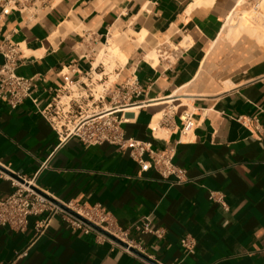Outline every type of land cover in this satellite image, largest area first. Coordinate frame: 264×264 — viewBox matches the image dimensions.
<instances>
[{
  "label": "crops",
  "instance_id": "1",
  "mask_svg": "<svg viewBox=\"0 0 264 264\" xmlns=\"http://www.w3.org/2000/svg\"><path fill=\"white\" fill-rule=\"evenodd\" d=\"M240 2L54 0L33 20L14 11L0 23V40L20 44L18 73L36 79L40 108L61 89L64 102L78 97L81 113L100 112L111 106L108 90L136 76L143 94L140 108L125 113V136L172 149L185 172L177 182L154 167L142 170L129 149L64 139L31 100L12 109L0 99V164L59 202L101 204L149 258L100 242L58 214L36 240L33 218L25 232L0 226V264H264V49L248 39L214 45ZM254 2L246 0L245 8ZM144 31L147 48L160 42L171 54L169 41L188 47L174 50L180 56L171 54L172 63L154 66L144 58L146 47L126 41L127 62L112 69L104 63L101 50L113 32L121 39ZM61 71L70 75L67 91ZM228 81L234 86L224 90ZM187 109L196 123L182 134ZM157 123L163 136L151 130ZM11 191L0 180V195ZM142 218L165 235L139 231ZM187 235L195 240L191 253L181 245ZM26 248L28 255L17 258Z\"/></svg>",
  "mask_w": 264,
  "mask_h": 264
},
{
  "label": "built area",
  "instance_id": "2",
  "mask_svg": "<svg viewBox=\"0 0 264 264\" xmlns=\"http://www.w3.org/2000/svg\"><path fill=\"white\" fill-rule=\"evenodd\" d=\"M54 0H0V23L12 12L16 11L33 20L39 14L53 7ZM255 3V2H254ZM160 58L168 63L171 57L168 51L161 45ZM164 54V56H163ZM172 56H176L175 51H171ZM0 99L5 101L12 109L17 108L25 100H31L37 106L40 114L50 122L53 129L60 137L68 139L78 137L80 141L87 145L110 143L120 149H129L130 156L141 166L142 170L154 167L163 178L174 176L177 182L185 180V172L177 166L172 149H157L152 141H142L133 137H126L122 124L128 120L125 117L126 109L137 105L136 99L143 94L142 86L136 76L129 78L124 83L109 89L110 107L106 112L81 113L83 106L78 101V97H71L66 102L59 96L61 89L57 90L52 100L43 108L38 106V85L34 77H25L18 73L21 62L20 44L11 41L8 37L0 40ZM180 56V55H179ZM179 56H176L177 58ZM65 84L61 87L68 90L70 75L60 72ZM75 110H79V117L73 122L70 115ZM181 132L188 134L195 128L193 113L188 109L180 115ZM152 132L155 130L151 128ZM10 182L12 191L6 195H0V226L9 227L17 232H25L31 218L34 219L33 230L34 240L42 236L51 220L56 215L71 225L72 228L84 233H96L100 242L109 241L115 246L128 252H132L130 247L138 248L133 239L130 238L129 230L118 225L112 214L101 204L86 205L77 201L60 202L75 211L82 218L96 224L109 232L114 237L128 244L127 247L117 243L108 235L98 231L80 217L64 209L55 198L47 192L41 190L31 179L23 177L21 174L11 171L0 164V180ZM212 199L222 202V196H210ZM136 228L143 233H151L161 238L165 235L163 228H152L148 218H142ZM181 245L187 252H193L195 240L187 235L181 239ZM28 255V248L17 255V258ZM171 264H179L177 262Z\"/></svg>",
  "mask_w": 264,
  "mask_h": 264
},
{
  "label": "bare ground",
  "instance_id": "3",
  "mask_svg": "<svg viewBox=\"0 0 264 264\" xmlns=\"http://www.w3.org/2000/svg\"><path fill=\"white\" fill-rule=\"evenodd\" d=\"M238 5L239 8L228 17L224 23V26H222V32L219 35L218 41L215 42L214 45H219V43L223 41V43L226 42L234 46L241 39H248L255 47H258L259 50L264 49V0H255V3L250 9L245 8L246 0H241L240 4ZM146 35L147 33L145 31L141 34L131 32L128 34L126 33L124 38L118 39L119 35L116 32H113V39L109 40L108 46L103 47L100 57L103 58L105 64H108V62L111 63V69L115 64H117V62L124 65L128 60L127 56L121 50L124 42L129 41L130 44L136 48L140 46L146 47ZM187 39L190 40L189 44L193 43L191 38ZM169 45L173 51H178L181 49V47H188L185 42H183L181 46H177L169 41ZM161 47L162 46L160 42H156L155 46L152 48L146 47L144 58L152 65L157 66L161 60ZM169 56L172 60H174L171 54H169ZM232 86H234V83L232 81H228L223 84V89L226 90ZM139 108L140 105L138 104L130 106L126 109V112H130V110H136ZM108 110L110 109L108 108L106 110L100 111L99 113L106 112ZM152 128L155 130L154 132L157 136L164 135L163 131L159 128L158 123L152 124Z\"/></svg>",
  "mask_w": 264,
  "mask_h": 264
},
{
  "label": "water",
  "instance_id": "4",
  "mask_svg": "<svg viewBox=\"0 0 264 264\" xmlns=\"http://www.w3.org/2000/svg\"><path fill=\"white\" fill-rule=\"evenodd\" d=\"M58 203H59L64 209H66L67 211H69V212L75 214L76 216L80 217L81 219H83L85 222H87L88 224H90L92 227H94V228L97 229L98 231H100V232H102V233L108 235L109 237H111V238H112L113 240H115L117 243H119V244H121V245H123V246H125V247L128 246V244H126L125 242L121 241L120 239L114 237L113 235H111V234H110L109 232H107L106 230H104V229H102L101 227L97 226L96 224L91 223V222H89L88 220L82 218L79 214H77V213H76L75 211H73L72 209H70V208H68L67 206L61 204L60 202H58ZM130 250H131L132 252L136 253L137 255L141 256L142 258H144V259H148V260H149V258H148L146 255L140 253L136 248L130 247ZM150 261H151V260H150ZM151 262H152V261H151ZM152 263H154V262H152Z\"/></svg>",
  "mask_w": 264,
  "mask_h": 264
}]
</instances>
